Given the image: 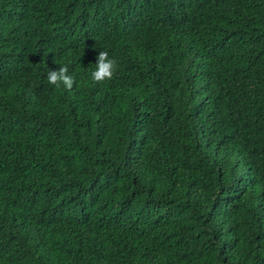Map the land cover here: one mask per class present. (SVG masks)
Listing matches in <instances>:
<instances>
[{
    "label": "trees",
    "instance_id": "1",
    "mask_svg": "<svg viewBox=\"0 0 264 264\" xmlns=\"http://www.w3.org/2000/svg\"><path fill=\"white\" fill-rule=\"evenodd\" d=\"M0 264H264V0H0Z\"/></svg>",
    "mask_w": 264,
    "mask_h": 264
},
{
    "label": "clouds",
    "instance_id": "2",
    "mask_svg": "<svg viewBox=\"0 0 264 264\" xmlns=\"http://www.w3.org/2000/svg\"><path fill=\"white\" fill-rule=\"evenodd\" d=\"M194 67L193 65L192 68ZM116 70L117 61L110 58L107 51H100L96 57L94 70L91 71V78L97 83H103L111 80ZM47 81L57 89L63 88L65 90H71L76 83L74 76L69 73V68L66 65L59 67L58 70H49L47 73ZM10 154V158H3V164L7 169H9L12 160H17L15 154Z\"/></svg>",
    "mask_w": 264,
    "mask_h": 264
}]
</instances>
